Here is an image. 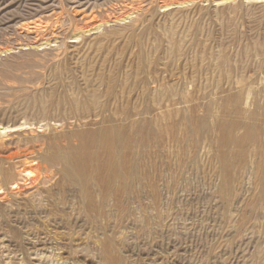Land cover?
Segmentation results:
<instances>
[{
	"label": "rangeland",
	"instance_id": "374dc122",
	"mask_svg": "<svg viewBox=\"0 0 264 264\" xmlns=\"http://www.w3.org/2000/svg\"><path fill=\"white\" fill-rule=\"evenodd\" d=\"M0 264H264V0H0Z\"/></svg>",
	"mask_w": 264,
	"mask_h": 264
},
{
	"label": "bare ground",
	"instance_id": "6f19581e",
	"mask_svg": "<svg viewBox=\"0 0 264 264\" xmlns=\"http://www.w3.org/2000/svg\"><path fill=\"white\" fill-rule=\"evenodd\" d=\"M93 16V15H92ZM98 16V15H97ZM82 17H85V16H82ZM87 18V17H86ZM36 30V29H35ZM30 31V30H29ZM112 91V90H111ZM124 92V91H123ZM100 107V106H99ZM97 110V109H96ZM126 113V112H125ZM127 122V121H126ZM241 127V126H240ZM90 157H88L89 159ZM66 158H64L65 160ZM87 158H80V157H74V162H78V161H83L85 162ZM58 160V159H57ZM64 166H65V170L66 172L69 170V168L72 166V161L71 159H68L65 161L64 163ZM111 168L110 169V175L109 174H104V171H106V168ZM86 171V170H83V172ZM71 174V173H70ZM78 178L77 180L80 181V182H86L88 180H91V179H95V181L97 182H105V181H112V180H119V170H118V164H114V163H111L109 164V166H106V164H101L99 165L98 167H91V169H87V172H84V174H81L79 175L78 174ZM76 179V178H75ZM69 181H71L72 179H68ZM73 181V180H72ZM76 181V180H74ZM71 183V182H70ZM98 196V195H97Z\"/></svg>",
	"mask_w": 264,
	"mask_h": 264
}]
</instances>
